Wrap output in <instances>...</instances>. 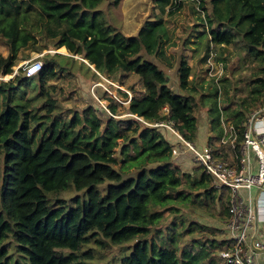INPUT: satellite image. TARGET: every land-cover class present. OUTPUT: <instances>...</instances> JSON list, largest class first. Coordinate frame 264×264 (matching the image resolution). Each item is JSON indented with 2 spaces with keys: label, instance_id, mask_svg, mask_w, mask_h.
<instances>
[{
  "label": "trees",
  "instance_id": "16d2710c",
  "mask_svg": "<svg viewBox=\"0 0 264 264\" xmlns=\"http://www.w3.org/2000/svg\"><path fill=\"white\" fill-rule=\"evenodd\" d=\"M196 1L207 40L201 59L206 62L215 44L257 64L242 96L233 74L206 85L189 82L186 57L176 63L165 53L170 33L163 14L175 0H155L159 12L134 35L106 19L105 0H0V41L7 50L0 52V77L14 72L0 78V264H95L113 245L124 246L108 264H225L217 252L230 241L182 216L177 204L219 206L227 218L228 192L213 186L201 166L176 165L174 136L154 124L171 120L183 138L198 142L196 108L207 101L216 115L206 142L229 157L219 142L222 122L236 126L240 139L241 122L264 103V0ZM49 46L69 55L46 51ZM31 52L42 53L40 70L32 76L23 67L14 71ZM145 54L165 58L170 68L177 64L176 84ZM74 66L118 76L120 84L133 74L140 89L130 84L129 98L118 90L129 115L116 117L119 99L108 103L105 118L91 108H64L52 95L60 86L51 81L74 74ZM69 190L84 197L61 196Z\"/></svg>",
  "mask_w": 264,
  "mask_h": 264
},
{
  "label": "rangeland",
  "instance_id": "374dc122",
  "mask_svg": "<svg viewBox=\"0 0 264 264\" xmlns=\"http://www.w3.org/2000/svg\"><path fill=\"white\" fill-rule=\"evenodd\" d=\"M196 2V0H175V4L167 8V14H163V17L166 20V25L169 29L170 39L164 43V48L165 53L172 55L176 63L179 60V55L182 54L186 57L187 62L191 67L189 82L194 81L206 85V81L212 77L208 76L210 74L206 75V63L201 59L206 51L207 40L206 36L202 33L203 26L200 15L202 13L196 11ZM102 10L104 15H106V19L110 23L115 25L123 33L129 35L136 34L144 20L152 18L155 13L157 14L159 12L155 0H120L117 5H113L109 0H105L102 5ZM208 49H210V61L214 63L215 67L219 66V62H221L224 74L226 73L228 77L233 74L236 80V93L239 96H242L244 94V90H242L243 83L246 79L251 78L250 73L252 74L254 66L257 64L252 63L249 60L243 62L240 58H237L235 49L231 46L223 47L222 45L209 44ZM46 51L69 55L63 47L56 49L53 46H49ZM0 52L5 54L7 52L6 47L1 41ZM41 54L42 53L34 52L26 53L24 59L15 66L14 71H16L18 67H24L25 64L31 60L40 59ZM74 57L77 59V62L82 61L80 56ZM146 57L152 59L164 69L168 74L171 83L176 84L177 73L175 69L177 64H174L175 66L170 68L166 65L165 58L163 59L149 55H146ZM221 57L227 59L221 61L219 60ZM72 69L74 74H64L51 81L56 83L57 86H60V89L58 88L55 93H52V95L59 99L60 104L64 108H70L79 113H83L86 108H91L99 116L105 118L106 115L110 114L108 103L111 102L116 105L120 101L122 103H120V106H117L119 115L116 117L124 118L126 115H129L123 110L124 106L127 105V102L122 99L118 90H123L128 93L129 98L134 92L129 88L130 84H133L135 89H140V87H138L139 84L135 83L136 77L133 74L126 77L124 83L120 84L118 76L112 79L103 73L97 72L93 68H91L90 71H87L84 67L74 66ZM22 71L24 73V70ZM13 74L14 72L0 78L6 80ZM221 76L219 79L222 78ZM116 99H119V101ZM208 107L209 102L205 101L200 103V106H197L196 108V114L198 115L197 136L199 139L198 142L200 143H203L201 141L205 140L207 129L211 127V118L216 115V113L209 112ZM176 156L178 159L174 162H176L175 164L183 170L190 171L197 166L192 162L190 156L186 154H178ZM105 184H107V181L101 184L100 188H104ZM224 190L228 191L227 189ZM76 194H80V197H84L82 196V191L76 190L64 191L61 193V196L67 198L70 195L74 196ZM177 205L181 210L182 216L187 217L191 221H197L206 224L207 226L217 228L219 229L218 232L220 231L217 237H224V219L226 217L220 214L219 206H215L214 209L212 208L206 211L189 204L182 203ZM165 214L168 220L172 218V214H167V212ZM177 218H179V215ZM196 236L207 237L209 235L198 234ZM123 246L124 245L111 246V248L105 251V253L108 255L110 254V256L97 258L94 260V263L108 264L109 258L111 256L117 257ZM109 264L113 263L110 262Z\"/></svg>",
  "mask_w": 264,
  "mask_h": 264
},
{
  "label": "built area",
  "instance_id": "2783aa9c",
  "mask_svg": "<svg viewBox=\"0 0 264 264\" xmlns=\"http://www.w3.org/2000/svg\"><path fill=\"white\" fill-rule=\"evenodd\" d=\"M206 60V75L217 82L223 73L222 63L215 67ZM42 67L40 59L28 62L24 75H35ZM162 110L167 112L166 106ZM155 126L166 129L175 138L171 146L172 154H186L196 165L201 166L210 177L211 184L219 189H227L228 216L225 220L224 239L230 245L219 250L217 255L225 264H263L256 254L264 252V103L251 110L241 122L243 130L239 139L238 128L232 123L222 122L219 142L229 157L218 156L215 148L207 142H192L183 138L171 120L161 121ZM262 238L256 237V235Z\"/></svg>",
  "mask_w": 264,
  "mask_h": 264
},
{
  "label": "crops",
  "instance_id": "0c3cea01",
  "mask_svg": "<svg viewBox=\"0 0 264 264\" xmlns=\"http://www.w3.org/2000/svg\"><path fill=\"white\" fill-rule=\"evenodd\" d=\"M209 135V128L207 129V132H206V136H205V140L204 141H201V142H206V140H207V136ZM197 141H199V139L197 140ZM183 155V154H182ZM178 158L177 157H175V161L177 160ZM258 225H259V227H264V222H258ZM256 237H259V238H262V236H259V234H257L256 235ZM263 252H258L257 254H256V259L260 262V263H263L264 262V257H263ZM263 257V258H262ZM263 261V262H262Z\"/></svg>",
  "mask_w": 264,
  "mask_h": 264
},
{
  "label": "water",
  "instance_id": "95a60500",
  "mask_svg": "<svg viewBox=\"0 0 264 264\" xmlns=\"http://www.w3.org/2000/svg\"><path fill=\"white\" fill-rule=\"evenodd\" d=\"M176 90V89H175Z\"/></svg>",
  "mask_w": 264,
  "mask_h": 264
}]
</instances>
